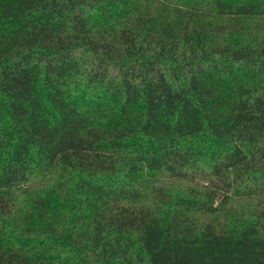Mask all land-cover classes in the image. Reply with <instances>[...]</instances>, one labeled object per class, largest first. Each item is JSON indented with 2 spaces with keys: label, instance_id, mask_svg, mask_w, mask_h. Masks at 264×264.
Here are the masks:
<instances>
[{
  "label": "trees",
  "instance_id": "obj_1",
  "mask_svg": "<svg viewBox=\"0 0 264 264\" xmlns=\"http://www.w3.org/2000/svg\"><path fill=\"white\" fill-rule=\"evenodd\" d=\"M0 264H264V0H0Z\"/></svg>",
  "mask_w": 264,
  "mask_h": 264
},
{
  "label": "rangeland",
  "instance_id": "obj_2",
  "mask_svg": "<svg viewBox=\"0 0 264 264\" xmlns=\"http://www.w3.org/2000/svg\"><path fill=\"white\" fill-rule=\"evenodd\" d=\"M184 183H181V182H169V183H167V185H165V187L166 188H168L169 190H176V189H178V188H181V187H183L184 185H183Z\"/></svg>",
  "mask_w": 264,
  "mask_h": 264
}]
</instances>
